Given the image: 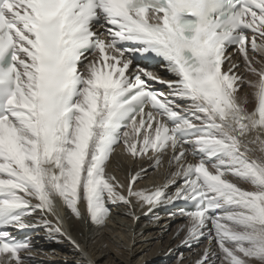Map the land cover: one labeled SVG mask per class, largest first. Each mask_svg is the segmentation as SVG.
Here are the masks:
<instances>
[{"label":"snow or ice","instance_id":"1","mask_svg":"<svg viewBox=\"0 0 264 264\" xmlns=\"http://www.w3.org/2000/svg\"><path fill=\"white\" fill-rule=\"evenodd\" d=\"M120 143L175 170L151 191L134 188L147 168L125 185L107 170ZM133 199L145 215L191 205L177 234L206 239L193 264H264V0H0V264L35 258L9 228L41 227L94 264L62 210L103 228L108 204L137 220Z\"/></svg>","mask_w":264,"mask_h":264},{"label":"bare ground","instance_id":"2","mask_svg":"<svg viewBox=\"0 0 264 264\" xmlns=\"http://www.w3.org/2000/svg\"><path fill=\"white\" fill-rule=\"evenodd\" d=\"M242 62V60H241ZM242 71V69H241ZM246 79H255L248 73H243ZM253 90L244 85L238 92L239 96H247L245 107L251 111L254 108L255 100L252 96ZM131 132V129H129ZM168 155H164L162 163L155 170L142 174V178L135 182L134 188L153 190L159 184L165 182V177L174 168H168ZM152 161L147 157L133 159L124 152V145L121 143L114 155L110 158L107 170L116 175L123 184H127L129 171L135 173L139 168L150 167ZM228 179H233L231 176ZM239 183L241 187L250 188V185ZM35 202V201H34ZM57 207L60 203L57 201ZM111 209L106 226L96 228L87 224L85 219H76L67 210H62L65 217V227L69 234L86 249L94 264H193L198 258L202 248L190 251H183L180 241L185 231H179L185 221H176L175 217H162L150 214L148 218L133 220L129 214V208L124 204H108ZM82 213L85 212V205L80 204ZM147 209L141 208L133 199V208L136 216L141 215ZM49 219H52L49 217ZM173 222V223H172ZM17 229L10 228L11 234ZM32 233L27 235L35 258L28 264H77L81 259L80 253L63 237L59 241L47 238L44 228L29 229ZM212 247L215 249V243ZM258 264V262H253Z\"/></svg>","mask_w":264,"mask_h":264}]
</instances>
